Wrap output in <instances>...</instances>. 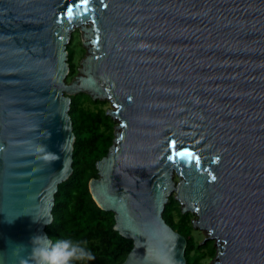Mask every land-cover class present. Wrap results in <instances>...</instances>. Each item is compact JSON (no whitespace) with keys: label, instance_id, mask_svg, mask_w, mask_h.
Returning a JSON list of instances; mask_svg holds the SVG:
<instances>
[{"label":"water","instance_id":"1","mask_svg":"<svg viewBox=\"0 0 264 264\" xmlns=\"http://www.w3.org/2000/svg\"><path fill=\"white\" fill-rule=\"evenodd\" d=\"M83 23L84 77L68 84ZM83 92L121 122L90 192L134 243L122 264H187L164 218L174 192L218 238L214 264H264V0H0V264L48 235Z\"/></svg>","mask_w":264,"mask_h":264},{"label":"trees","instance_id":"2","mask_svg":"<svg viewBox=\"0 0 264 264\" xmlns=\"http://www.w3.org/2000/svg\"><path fill=\"white\" fill-rule=\"evenodd\" d=\"M68 53V76L73 77L77 69L75 51L68 48ZM102 104L101 100H95L86 93L72 96L70 116L76 135L74 172L59 186L53 210L54 221L47 226L46 231L52 237L64 235L87 239L96 255L90 264H122L134 243L115 230V213L101 209L90 192L91 180L99 177L97 163L108 155L115 138V123L101 107ZM177 203L176 198H170L164 218L186 237L187 264H203V259L208 255H216L217 249L209 245V241L203 245L195 240L192 219L181 208L175 207Z\"/></svg>","mask_w":264,"mask_h":264},{"label":"clouds","instance_id":"3","mask_svg":"<svg viewBox=\"0 0 264 264\" xmlns=\"http://www.w3.org/2000/svg\"><path fill=\"white\" fill-rule=\"evenodd\" d=\"M30 257L25 264H90L96 255L87 239L43 234L32 238ZM156 264H176V260L164 251L156 257Z\"/></svg>","mask_w":264,"mask_h":264},{"label":"rangeland","instance_id":"4","mask_svg":"<svg viewBox=\"0 0 264 264\" xmlns=\"http://www.w3.org/2000/svg\"><path fill=\"white\" fill-rule=\"evenodd\" d=\"M85 27H90V23H87L84 25ZM82 27L83 26H79V27H76L73 31H72V37H71V41L70 43L68 44V48H71L72 50L75 51V56H74V63L76 65V74L73 76V77H67V83L68 84H71L73 82V80L80 76L81 75V70H82V62L88 57L89 55V47L85 46L84 42H86V39L84 38V32L82 31ZM83 93H86V92H83ZM88 94V93H86ZM99 100H101V102L103 103L101 105V107L103 109H105L107 111V114H108V110H112V112H115L116 110V106L115 104L112 102V99L110 98H100ZM90 106V108H93V106L91 105H88ZM112 117V116H111ZM113 118V121L115 123V136L116 134H118L120 132V129L118 128L119 125H120V119L117 118V117H112ZM180 180H182V178H179V176L177 174H175L174 176V181L179 184ZM177 196V193L174 192L171 197H176ZM170 197V198H171ZM175 207H178L179 209L181 208L182 210V204L178 201L177 204H175ZM176 212H179L178 210H176ZM183 212V210H182ZM186 215H190L191 219H192V224H193V220H198V215L196 212H193L191 210H188L185 212ZM177 218V217H176ZM195 240L197 242H199L200 244H203L206 243V241H209V245H214L217 249V252H216V255L214 256H211V255H208L206 256L202 263L203 264H214L215 261H218V247L220 248V243L217 242L218 238H215V237H211V235L200 229V228H195L194 227V230L192 232ZM211 237V238H210ZM209 238V239H207ZM214 244H213V243Z\"/></svg>","mask_w":264,"mask_h":264},{"label":"snow or ice","instance_id":"5","mask_svg":"<svg viewBox=\"0 0 264 264\" xmlns=\"http://www.w3.org/2000/svg\"><path fill=\"white\" fill-rule=\"evenodd\" d=\"M88 2H89V0H82V3H84V4H87ZM70 15H71V13H70ZM180 155H181V156H184L185 153H180ZM188 155H194V154L189 153ZM173 159H175V157H173Z\"/></svg>","mask_w":264,"mask_h":264},{"label":"bare ground","instance_id":"6","mask_svg":"<svg viewBox=\"0 0 264 264\" xmlns=\"http://www.w3.org/2000/svg\"><path fill=\"white\" fill-rule=\"evenodd\" d=\"M85 24H87V23H83L82 26H84ZM80 26H81V25H80ZM76 27H79V26L76 24V25H74L73 29H75ZM81 76L84 77V74H82ZM221 245H222V243H221ZM218 261H219V260H218Z\"/></svg>","mask_w":264,"mask_h":264}]
</instances>
